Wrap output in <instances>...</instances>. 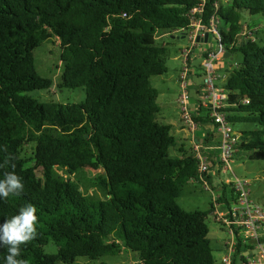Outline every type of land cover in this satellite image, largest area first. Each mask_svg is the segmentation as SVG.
Instances as JSON below:
<instances>
[{"label": "trees", "instance_id": "obj_1", "mask_svg": "<svg viewBox=\"0 0 264 264\" xmlns=\"http://www.w3.org/2000/svg\"><path fill=\"white\" fill-rule=\"evenodd\" d=\"M199 2L0 0V178L15 172L24 184L19 196L0 200V224L26 205L34 206L38 217V234L21 245L18 259L88 264L77 258L94 260L124 249L138 264L214 263L206 224L213 203L208 211L177 203L203 179L212 187L211 175L198 171L193 149H180L171 124L157 121L158 90L150 82L167 70V50L156 34L188 27L189 10ZM243 9L264 13V0H205L200 17L208 25L215 16L216 42L231 56L241 54L220 83L228 95L224 112L231 124L255 127L240 130L234 153L241 149L248 159L264 161V37L238 38ZM245 28L259 32L256 24ZM53 38L62 66L56 86L82 87L80 102L33 94L53 85L37 71L33 56ZM208 111L199 106L192 118L207 129L200 143L214 171L220 136ZM171 148L182 154L171 155ZM89 165L101 169L95 182L101 197L84 193L63 175ZM217 187L227 202L231 184ZM248 248L237 235L232 264L245 263ZM6 255L7 248L0 247V264Z\"/></svg>", "mask_w": 264, "mask_h": 264}, {"label": "rangeland", "instance_id": "obj_2", "mask_svg": "<svg viewBox=\"0 0 264 264\" xmlns=\"http://www.w3.org/2000/svg\"><path fill=\"white\" fill-rule=\"evenodd\" d=\"M241 17L243 28L246 33L243 37L251 38H263L264 37V13L249 14L246 10H241ZM246 24H256L255 29H259L256 34L250 33ZM222 25L220 24V27ZM223 27V26H222ZM224 28V27H223ZM257 36V37H256ZM210 41L208 43L199 46L214 47L216 50L215 37L210 34ZM156 40L159 44L164 45L167 50L166 55V67L167 70L161 75H154L150 77V82L153 87L158 90L157 103L159 104L160 111L156 115L157 121L160 123H166L172 119L178 117L180 118V108L177 103L179 96V84H178V74L182 64L181 51L186 47H190V42L188 38L181 34H170L167 31H159L156 34ZM196 44L194 48L191 49L190 55H192L193 68L198 69L200 63L199 46ZM33 56L35 60V66L37 71L42 75L49 77L53 80V85L50 90H40L35 91L33 94H37L41 100H54L59 102H80L84 100L85 91L82 87L76 88H62L59 89L56 84L60 81L61 73V61H60V46L58 40L53 38L42 42L33 51ZM241 61V54L235 52L232 56L224 58L222 53L220 54V60L216 61V66L219 64L217 70L220 79L217 80V84L221 85V81L225 79L226 69L235 68ZM231 66V67H229ZM199 80L202 82V75H200ZM233 130L235 132H240V130L245 128H254V124L251 123H234L232 124ZM189 130H184L182 134H187ZM176 139V143L183 141L185 151L190 152V144L186 140L182 139V134L177 132L172 133ZM180 138V139H179ZM189 141V140H188ZM29 148V146H27ZM30 153V149H27L26 155ZM170 153L173 156H177L179 152L176 149L171 148ZM231 168L234 174L240 178H247L250 180L251 185L250 197L257 203L264 205V161L262 160H250L246 156V152L238 149V152L233 154V162ZM62 171L60 170V173ZM101 169L97 165H89L88 167L74 173L69 174L66 170L64 171V176L71 177L77 181L81 190L86 194H91L96 197L103 196V193L96 189V177L100 175ZM211 183L214 191L206 189L200 184L192 185L187 188V191L177 198V203L185 210H202L208 211L210 209L211 203H214V196L219 193L220 188L217 187L220 183H227V180H233L234 177L232 173L218 172L214 173L213 170L210 172ZM206 224L208 226V238L211 243L212 252L214 256L213 264H224L222 262V249L221 247L231 239L230 233H228L227 227H225L221 222L215 219L214 213L210 212ZM77 260L81 263L88 264H138V258L135 254L129 250H121L116 255H105L98 259L90 260L86 257H78Z\"/></svg>", "mask_w": 264, "mask_h": 264}, {"label": "built area", "instance_id": "obj_3", "mask_svg": "<svg viewBox=\"0 0 264 264\" xmlns=\"http://www.w3.org/2000/svg\"><path fill=\"white\" fill-rule=\"evenodd\" d=\"M205 0H200L197 6L189 10V26L184 28H176L167 33L181 34L188 38L190 47L182 49V64L178 74L179 96L178 106L183 117L190 124V128H195L194 121L190 118L188 101H189V57L191 49L199 40L205 39V33L212 34L218 38V20L215 16L210 18L208 25L201 20ZM218 1V0H216ZM216 6V4H215ZM245 29L240 32L238 38L245 35ZM225 52L223 46L217 42L216 50L206 52L203 61L202 73V98L200 105L209 109L208 115L212 119L215 130L220 136L218 162L215 170L218 172L232 173L234 179L227 180L231 184L233 190L232 195L228 194L225 198L227 202L220 200V191L214 196L213 211L215 219L227 227L231 239L228 244L223 245L222 262L224 264H232V255L235 251L237 243V235L241 237V243L249 245L243 254L248 256L243 264H264V205L255 202L250 197L251 182L247 178L236 176L231 168L233 162V154L235 145L239 139V132L233 130L231 122L227 119L224 112L226 107V99L228 97L226 91L221 85L217 84L220 78L216 73V61L220 60V54ZM248 102L247 99L244 100ZM193 150L198 159V171L200 173L210 172L209 161L203 153L205 146L202 143L193 141ZM203 186L212 191L207 179H203ZM251 252V253H250Z\"/></svg>", "mask_w": 264, "mask_h": 264}, {"label": "clouds", "instance_id": "obj_4", "mask_svg": "<svg viewBox=\"0 0 264 264\" xmlns=\"http://www.w3.org/2000/svg\"><path fill=\"white\" fill-rule=\"evenodd\" d=\"M24 189L22 179L15 172L6 173L0 178V200L10 195L19 196ZM37 209L26 205L19 209L17 215L0 224V247L7 248V255L3 264H26L22 259L21 245L33 240L37 236Z\"/></svg>", "mask_w": 264, "mask_h": 264}, {"label": "crops", "instance_id": "obj_5", "mask_svg": "<svg viewBox=\"0 0 264 264\" xmlns=\"http://www.w3.org/2000/svg\"><path fill=\"white\" fill-rule=\"evenodd\" d=\"M244 30V28H243ZM242 30V31H243ZM241 38H244L243 36ZM210 36H208L207 38H205L204 40H199L198 41V45H200V43L205 44L208 43L210 41ZM216 42V39H215ZM217 45V42H216ZM210 50H215L214 47H205V46H199V55H200V63L198 65V69H194L193 66L194 64L192 63V55H190L189 57V70H190V76H189V101H188V109H189V114H190V118L193 120V116L197 115L195 114L196 111L198 110L200 105V100L203 97L202 96V85H201V81L199 80L200 75H202L203 73V61H204V57L206 55V52L210 51ZM219 64H217L216 66V73L217 70L219 68ZM231 67V66H229ZM220 79V78H219ZM177 103H178V99H177ZM194 121V120H193ZM168 124H171L172 128H171V132L175 133L177 132L178 134H182V132L184 130H189L187 132V134H182V138L181 140L185 139L186 142H189L190 144V151H192V147H193V141H197V142H202V139L204 138L207 129L204 128L203 126L199 125L198 123L194 122L195 124V128L192 130L190 128V124L188 123V121L183 117L182 113L180 114V118L178 117V119L176 118H172ZM180 139V138H179ZM189 140V141H188ZM178 145H181L180 149H183L185 151V147H184V143L183 141H180L178 143ZM182 153L179 151L178 155H181ZM214 172H216V170H214ZM222 248V247H221Z\"/></svg>", "mask_w": 264, "mask_h": 264}, {"label": "water", "instance_id": "obj_6", "mask_svg": "<svg viewBox=\"0 0 264 264\" xmlns=\"http://www.w3.org/2000/svg\"><path fill=\"white\" fill-rule=\"evenodd\" d=\"M207 37H208V34L205 33V38H207ZM222 56H223L224 58H228V57H230L231 55H230V52L225 51V52H223ZM85 136L87 137V134H86Z\"/></svg>", "mask_w": 264, "mask_h": 264}]
</instances>
